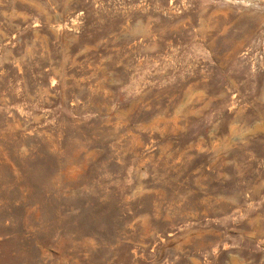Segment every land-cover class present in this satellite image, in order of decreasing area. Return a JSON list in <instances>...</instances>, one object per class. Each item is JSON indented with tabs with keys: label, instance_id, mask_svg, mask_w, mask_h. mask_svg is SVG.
<instances>
[{
	"label": "rangeland",
	"instance_id": "rangeland-1",
	"mask_svg": "<svg viewBox=\"0 0 264 264\" xmlns=\"http://www.w3.org/2000/svg\"><path fill=\"white\" fill-rule=\"evenodd\" d=\"M0 264H264V0H0Z\"/></svg>",
	"mask_w": 264,
	"mask_h": 264
}]
</instances>
